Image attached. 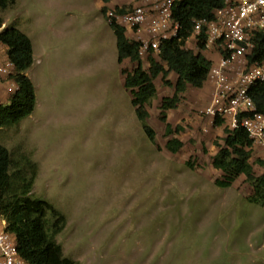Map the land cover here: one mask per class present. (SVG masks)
Segmentation results:
<instances>
[{
    "label": "rangeland",
    "instance_id": "rangeland-1",
    "mask_svg": "<svg viewBox=\"0 0 264 264\" xmlns=\"http://www.w3.org/2000/svg\"><path fill=\"white\" fill-rule=\"evenodd\" d=\"M47 2L61 5L52 13ZM122 2L114 0L107 15L101 0H19L0 13L1 32L13 27L32 41L35 63L28 74L37 96L34 114L0 130V144L15 162L26 156L37 164L32 198L52 205L48 225L50 231L56 222L63 226L56 241L70 260L264 264V208L248 201L252 187L245 177L229 189L216 186L223 174L213 159L225 127L199 112V98L213 93L212 84L192 96L197 108L175 115L173 127L183 128L180 153L166 149L155 103L157 145L145 135L123 86V71L134 65L119 66L108 27L110 12L133 9ZM158 85L163 96L167 87L162 80ZM253 153L251 163L263 176L257 160L264 161V148L256 145Z\"/></svg>",
    "mask_w": 264,
    "mask_h": 264
},
{
    "label": "trees",
    "instance_id": "trees-1",
    "mask_svg": "<svg viewBox=\"0 0 264 264\" xmlns=\"http://www.w3.org/2000/svg\"><path fill=\"white\" fill-rule=\"evenodd\" d=\"M19 0H0V13L14 9ZM106 5L112 0H101ZM226 0H180L173 8V18L179 23L177 39L162 43L158 58L154 54L148 58L149 70H144L140 55L141 44L128 39L127 28L116 20L108 19L109 26L117 40L118 64L130 62L135 66L133 72L123 71L124 87L131 94V104L135 115L151 144L157 145V133L149 124L150 108L157 98L156 81L161 78L166 87L174 88L175 95L165 98L160 107V121L165 126L168 139L166 149L178 154L184 143L177 137L183 128H174L168 121V112L175 111L184 99L188 89L201 90L209 81L213 63L202 53L205 50V36L201 37L200 53L187 49L188 40L193 36L196 22L213 21L217 10L225 6ZM109 8L103 9L107 15ZM117 14L126 12L117 9ZM109 15V14H108ZM5 22L0 18V29ZM1 42L9 49L10 60L17 69L16 81L19 91L8 104L0 105V130L20 125L32 116L37 107L36 89L27 72L35 63L34 47L30 38L16 28L9 27L0 33ZM264 60V32L257 35L255 49L249 58L250 64ZM176 74L177 83L173 85L169 77ZM250 95L259 113L264 114V83L254 87ZM214 125L224 128L223 146L216 144L218 154L213 159V167L223 174L222 180L216 181L221 189L232 188L239 178L245 177L252 187L253 194L248 201L264 208V175L258 176L251 163L254 142L243 128L232 130L221 119ZM264 168V161L257 160ZM29 170L32 171L29 174ZM38 166L28 157L15 162L12 154L0 144V214L7 220V230L17 241L19 255L27 264H79L65 257L63 248L56 237L63 232L60 222L50 231L48 215L54 209L46 201L32 198ZM63 225V224H62Z\"/></svg>",
    "mask_w": 264,
    "mask_h": 264
},
{
    "label": "built area",
    "instance_id": "built-area-1",
    "mask_svg": "<svg viewBox=\"0 0 264 264\" xmlns=\"http://www.w3.org/2000/svg\"><path fill=\"white\" fill-rule=\"evenodd\" d=\"M141 1V6L123 15L110 12L109 19L116 20L137 39L141 57L152 53L158 56L163 42L178 38L180 25L173 18V8L180 0ZM263 32L264 0H226L213 21L196 22L188 43L199 48L204 35L205 50L218 56L209 76L213 100L203 114L212 120L221 119L232 130L243 128L255 146L264 148V114L258 112L250 95L254 87L264 83V60L249 62L255 39ZM16 77L9 49L0 40V105L8 104L19 91ZM7 227V220L0 214V264H27Z\"/></svg>",
    "mask_w": 264,
    "mask_h": 264
},
{
    "label": "crops",
    "instance_id": "crops-1",
    "mask_svg": "<svg viewBox=\"0 0 264 264\" xmlns=\"http://www.w3.org/2000/svg\"><path fill=\"white\" fill-rule=\"evenodd\" d=\"M124 2H122V5H128V9L129 7H133L136 8V7H139L142 5V1L141 0H123ZM103 4H100L99 5V8H102L103 6H107L110 10L113 8V4H114V0H112V2L108 5H106L103 1H102ZM125 3V4H124ZM58 5H61V4H58ZM57 4H49L48 5V2L46 3V8L50 11V12H56L55 10L57 8H59ZM61 7V6H60ZM85 8H81V10H84ZM122 10V8H121ZM109 29L111 30L110 26H108ZM107 27V28H108ZM112 31V30H111ZM113 33V31H112ZM114 35V33H113ZM115 36V35H114ZM127 37L129 40L133 41V42H136V40H133V38L131 37V33L128 31L127 32ZM116 39V37H115ZM116 47H117V40H116ZM187 49L194 52L195 54H198L200 53V49L196 47V45L193 43V42H189L188 45H187ZM118 52V51H117ZM34 54H35V49H34ZM207 59H209L212 63H216L218 61V56L214 53V52H211V51H204L202 53ZM144 58L145 57H142V60H143V63H144V70L145 71H148L149 70V67L147 68L146 67V64L144 62ZM127 63V62H126ZM129 63V61H128ZM120 66V65H119ZM135 70V66H134V69L133 71ZM131 71V72H133ZM27 76L30 78L28 72H27ZM159 80H162L161 78H159L157 81H156V86H157V90H158V95H157V98L156 100L154 101L155 105L157 108H159V112H160V107H161V103L162 101L165 99V98H172L174 95H175V90L174 88H170V87H167V89L165 90L166 92H164V95L161 96V93H160V90H159V85H158V81ZM169 80L170 82L175 85L177 83V80H178V77L176 74H171L170 77H169ZM124 83H125V79L123 78V86H124ZM210 84V81H208V83L205 85V87L201 90H197V89H194V88H189L187 93L184 95V99L183 101L181 102V104L179 105L178 109L175 110V111H170L168 112V121L169 123L173 126L175 124H177L176 122H174V118L176 117L175 115L177 114H180L182 110H187L186 113H190L192 111L193 108H197L198 106V103L195 102L192 98V96L194 95V93L196 92H199V91H204L207 89V85ZM212 87V85H211ZM125 88V87H124ZM213 88V87H212ZM213 92V90H212ZM201 98L200 99V105H202L203 108L199 109V112H204L212 103V100H213V93L211 92H207L206 94H202L200 96ZM3 100L6 101V98L3 97ZM153 103V104H154ZM158 110V109H157ZM181 115V114H180ZM182 116V115H181ZM151 117H152V113L150 112V120H149V124L151 125V127H153L152 123H151Z\"/></svg>",
    "mask_w": 264,
    "mask_h": 264
}]
</instances>
